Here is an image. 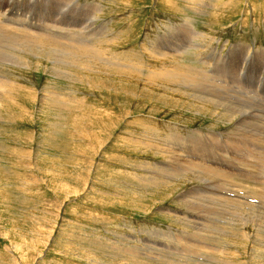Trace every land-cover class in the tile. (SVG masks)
<instances>
[{
	"label": "rangeland",
	"instance_id": "rangeland-1",
	"mask_svg": "<svg viewBox=\"0 0 264 264\" xmlns=\"http://www.w3.org/2000/svg\"><path fill=\"white\" fill-rule=\"evenodd\" d=\"M1 26L0 264H264V0H0Z\"/></svg>",
	"mask_w": 264,
	"mask_h": 264
},
{
	"label": "bare ground",
	"instance_id": "bare-ground-1",
	"mask_svg": "<svg viewBox=\"0 0 264 264\" xmlns=\"http://www.w3.org/2000/svg\"><path fill=\"white\" fill-rule=\"evenodd\" d=\"M85 6V5H84ZM93 7V6H92ZM57 8V7H56ZM92 14V13H91ZM53 19V18H52ZM79 19H81V18H79ZM86 19H88V18H86ZM17 20V19H16ZM50 20V19H49ZM54 21H56V20H54ZM85 21V20H84ZM19 22V21H18ZM50 22V21H49ZM79 22V21H78ZM77 23V22H76ZM86 23V22H85ZM90 23V22H89ZM51 24H53V23H51ZM54 25H56V24H54ZM80 25V24H79ZM50 26V25H49ZM59 26V25H58ZM75 26V25H74ZM84 26V25H83ZM86 26V25H85ZM102 26V25H101ZM76 27V26H75ZM89 27V26H88ZM91 27V26H90ZM17 28V27H16ZM21 28V27H20ZM36 29V28H35ZM65 29V28H64ZM63 29V30H64ZM81 29V28H80ZM84 29V28H83ZM91 29V28H90ZM94 29V28H93ZM11 30V29H10ZM95 30V29H94ZM103 30H105V29H103ZM27 32L29 31V30H26ZM37 31V30H36ZM65 31V30H64ZM72 31V30H71ZM76 31V30H75ZM99 31H100V29H99ZM10 31H8V28L6 27V26H1V28H0V33H1V35H0V41H14V39H13V36L9 33ZM15 32L16 33H21V32H23L24 33V31H20L19 29H15ZM66 32V31H65ZM82 32V31H81ZM81 32H79V33H81ZM86 32H88V31H86ZM91 32H93V31H91ZM103 32V31H102ZM101 32V33H102ZM38 33V32H37ZM78 33V32H77ZM96 33V32H95ZM101 33H99V34H101ZM26 34H28V35H30V33H26ZM26 34H24V35H26ZM39 34V33H38ZM83 34V33H82ZM103 35H104V33H102ZM23 35V34H22ZM40 35V34H39ZM44 35V34H43ZM103 35H101L102 37H103ZM33 36V35H32ZM40 36H42V34L40 35ZM84 36V35H83ZM86 36V35H85ZM101 36H100V39H101ZM39 37V36H38ZM71 37V36H70ZM79 37V36H78ZM78 37H77V39H78ZM81 37H82V35H81ZM86 37H89V36H86ZM21 38V37H20ZM31 38V37H30ZM42 38V37H41ZM44 38L45 39H48L47 41H46V43L49 41H53V42H57L53 37H50V36H48V35H44ZM17 39V38H16ZM35 39H37L36 37H35ZM43 39V38H42ZM75 39V38H74ZM100 39H98V41L100 42ZM103 39V38H102ZM38 40H40V39H38ZM37 40V41H38ZM94 40V39H93ZM24 41V40H23ZM74 41V40H73ZM104 41V40H103ZM48 42V43H49ZM75 42L76 41H74V44H75ZM96 41H94V42H92V43H95ZM102 42V41H101ZM25 43H28V42H24L23 44H25ZM43 43V42H42ZM41 43V44H42ZM62 43V42H61ZM64 43V42H63ZM66 43V42H65ZM65 43H64V45H65ZM69 43V42H68ZM72 43V42H71ZM79 43V42H78ZM97 43V42H96ZM22 44V43H21ZM22 44V45H23ZM52 44V43H51ZM76 44H77V42H76ZM98 44H100V43H98ZM98 44H97V47H98ZM26 45V44H25ZM33 45L34 46H38L39 45V42H34L33 43ZM32 45V46H33ZM54 46V48L55 47H58V44L57 43H55V44H53ZM90 45V44H89ZM14 46V45H13ZM33 46V47H34ZM41 46V45H40ZM49 46V45H48ZM52 46V45H51ZM59 46H61V45H59ZM96 46V45H95ZM100 46H103V45H100ZM107 46V45H106ZM181 46V45H180ZM24 47V46H23ZM28 47V46H27ZM105 47V46H104ZM26 48V47H25ZM51 48V47H50ZM49 48V49H50ZM65 48V47H64ZM60 49V53L65 57V59L64 60H60V59H56L55 60V58H53L54 59V64L56 65L55 66V69H53V70H55L56 72H55V74L57 75V76H65V77H67V75H70V74H68L66 71H65V69L64 70H62L61 68L63 67V66H65V67H68L69 66V64L71 63L72 65H76V66H81V65H77V63L79 62V61H87V57H89L90 55V52L91 53H93L95 50H93V47H92V49H90V46L88 47V46H83V45H81V44H77V46H73L72 44H67V50L66 49ZM99 48V47H98ZM45 49H46V47H45ZM45 49H43V50H45ZM100 49V48H99ZM102 49V48H101ZM23 50V49H22ZM41 50V49H40ZM39 50V51H40ZM52 50V49H51ZM56 50V49H55ZM103 50H105V49H103ZM162 50V49H161ZM26 51V50H25ZM28 51V50H27ZM36 51V50H35ZM39 51H37V52H39ZM57 51V50H56ZM155 51V50H154ZM23 52H24V50H23ZM44 52V51H43ZM51 52V51H50ZM58 52V51H57ZM28 53H30V52H28ZM33 53V52H32ZM36 53V52H35ZM45 53H46V51H45ZM49 53V52H48ZM52 53V52H51ZM54 53V52H53ZM97 53V52H96ZM95 53V54H96ZM55 54V53H54ZM88 54V55H87ZM105 54V53H104ZM157 54V53H156ZM180 54H182V53H180ZM46 55H48V54H46ZM61 55V56H62ZM106 55V54H105ZM3 56V55H2ZM1 56V57H2ZM6 56H7V54H6ZM14 56V55H13ZM12 56V57H13ZM20 56V55H19ZM96 56V55H95ZM94 56V59H97L98 60V58H96ZM107 56V55H106ZM105 56V57H106ZM110 56V55H109ZM169 56V55H168ZM167 56V57H168ZM52 57V56H51ZM51 57H50V59H51ZM68 57L70 58V59H72V60H70V59H68ZM101 57H103V55L102 56H100L99 58H101ZM4 58H6V57H4ZM8 58V57H7ZM6 58V59H7ZM44 58V57H43ZM46 58V57H45ZM48 59V58H47ZM49 59V60H50ZM52 59V60H53ZM110 59V58H109ZM20 60H21V58H20ZM89 60H91V59H89ZM104 60H108V59H105L104 58ZM22 61V60H21ZM98 61H101V62H99L100 64L102 63V59H99ZM39 62V61H38ZM70 62V63H69ZM110 62V61H109ZM115 62V61H114ZM23 63V62H22ZM53 63V62H52ZM105 62H103L102 64H104ZM110 63H112V62H110ZM58 64V65H57ZM62 64V65H61ZM113 65H115L114 63H113ZM20 66V65H19ZM58 66H60L61 68L59 69V67ZM112 66V65H111ZM117 66V65H116ZM123 66V65H122ZM36 67H38V66H36ZM89 67V66H88ZM102 67V66H101ZM118 67V66H117ZM24 68V67H23ZM28 68V67H27ZM64 68V67H63ZM109 68V67H108ZM113 68V67H112ZM122 68V67H121ZM52 70V69H51ZM92 70V69H91ZM99 70V69H98ZM196 70V69H195ZM120 71V70H119ZM1 74H2V72H1ZM4 75V74H3ZM64 77V78H65ZM172 78V79H174V81L175 80H177V81H180V79H178V78H176V77H173V74H170V75H168V77H167V79L168 78ZM63 78V77H62ZM68 78V77H67ZM187 78V77H186ZM185 78V79H186ZM172 79H169L170 80V82H171V80ZM185 79H181V81L182 80H185ZM214 79V78H213ZM180 81V82H181ZM188 81H192L191 79L189 80L188 78H187V82ZM173 82V81H172ZM192 82H194V81H192ZM196 83V82H195ZM1 84V83H0ZM184 84H186V83H184ZM183 84V85H184ZM187 85V84H186ZM189 85V84H188ZM191 85V84H190ZM192 86H194V87H196V84L194 85V84H192L191 85V87ZM199 87V86H198ZM203 87V86H202ZM197 88V87H196ZM200 88V87H199ZM198 89V88H197ZM240 93V92H239ZM197 96V95H196ZM199 97V96H198ZM201 98V97H200ZM203 98V97H202ZM231 108V107H230ZM242 109H244V108H242ZM253 110V109H252ZM240 111V110H239ZM262 116V115H261ZM226 118V117H225ZM231 118V117H230ZM252 118V117H251ZM260 118V117H259ZM243 125V124H242ZM258 125V124H257ZM260 126V125H259ZM262 131V130H261ZM248 133H250V132H248ZM253 133H255V132H253ZM259 138V137H258ZM175 139V138H174ZM173 139V140H174ZM176 141V140H175ZM178 141V140H177ZM182 141H184V140H182ZM174 142V141H173ZM259 142V141H258ZM176 143V142H175ZM260 143V142H259ZM262 143H264V142H262ZM172 144V143H171ZM179 144V143H178ZM174 146V145H173ZM263 146V145H262ZM166 147V146H165ZM168 148V147H167ZM172 151V150H171ZM193 152V151H192ZM263 153V152H262ZM220 155V154H219ZM229 156H230V154H229ZM263 156V158H264V155H262ZM173 157V156H172ZM224 157V156H223ZM171 158V157H170ZM249 158V157H248ZM228 159V158H227ZM226 159V160H227ZM257 159V158H256ZM171 160V159H170ZM224 160V159H223ZM249 160V159H248ZM262 160V159H261ZM193 161V160H192ZM190 162V160L189 161H187V163H189ZM194 162V161H193ZM208 162V161H207ZM248 162V161H247ZM162 163V162H161ZM196 163V162H195ZM195 163H193V164H195ZM222 163V162H221ZM223 163H224V161H223ZM163 164V163H162ZM183 165H184V163H183ZM190 165V164H189ZM188 164H187V167L190 169L191 168V166H189ZM199 165H201L200 163H199ZM244 165V164H243ZM246 165V164H245ZM196 166V165H195ZM252 166V165H251ZM193 168H194V166H192V170H193ZM196 168V167H195ZM194 168V169H195ZM207 168V167H206ZM209 169H210V167H208ZM208 168H207V170H208ZM212 168V167H211ZM222 168V167H221ZM225 168V167H224ZM159 169V168H158ZM180 169V168H179ZM198 168H196V170H197ZM215 169V168H214ZM213 169V170H214ZM248 169V168H247ZM180 170H182L183 171V169H180ZM194 171V170H193ZM210 171H212L211 169H210ZM227 171V170H226ZM250 171V170H249ZM214 172V171H213ZM219 172H220V170H219ZM170 173V172H169ZM216 173H218V172H216ZM196 175V174H195ZM233 176V175H232ZM264 176V175H263ZM204 178V177H203ZM203 178H200V179H203ZM262 178V177H261ZM197 179V178H196ZM191 180V179H190ZM252 181V180H251ZM226 183V182H225ZM240 186V185H239ZM231 187V186H230ZM242 188V187H241ZM254 188V187H253ZM223 191V190H222ZM232 191H234V190H232ZM187 192V191H186ZM192 194V193H191ZM194 194H195V192H194ZM185 195V194H184ZM192 196V195H191ZM190 196V197H191ZM221 197V196H220ZM203 199V198H202ZM236 199V198H235ZM249 199V198H248ZM260 199V198H259ZM233 200V199H232ZM239 201H241V200H239ZM244 202V201H243ZM224 203H226L225 201H224ZM246 203V202H245ZM244 203V204H245ZM249 203V202H248ZM203 204V203H202ZM229 204H232V206H234V207H236V208H241V206L239 205V202H235V201H233V202H231V201H229V203L227 204V205H229ZM198 205V204H197ZM223 205V204H222ZM231 205H229V207H230ZM246 207V206H245ZM254 207V206H253ZM222 208H224V206L222 207ZM221 208V209H222ZM226 208V207H225ZM243 208V207H242ZM220 209V210H221ZM244 209V208H243ZM242 209V210H243ZM257 209V208H256ZM225 210V209H224ZM224 210H222V211H224ZM232 210H234L233 208H232ZM219 211V210H218ZM231 211V210H230ZM248 211H250V210H248ZM221 212V211H220ZM219 212V213H220ZM233 212V211H232ZM235 212H236V210H235ZM258 212V211H257ZM230 213V212H229ZM240 212H238V214H239ZM234 214V213H233ZM237 213H236V215H238ZM255 214V213H254ZM187 215V214H186ZM193 215H196L197 216V214H195V213H193ZM259 215V214H258ZM263 215V214H262ZM190 216H192V215H190ZM218 216V215H217ZM227 216V215H226ZM248 217V215L247 214H242L241 215V218L242 219H246ZM256 217V216H255ZM193 218V217H192ZM237 218V217H236ZM250 218V217H249ZM194 219V221H197V220H195V219H197V218H193ZM251 219V218H250ZM249 221V220H248ZM250 222V221H249ZM254 222H256V220H254ZM253 223V222H252ZM245 224V223H244ZM207 227V226H206ZM250 227V226H249ZM248 230H249V228H248ZM247 230V231H248ZM226 231V230H225ZM250 233V232H249ZM224 234V233H223ZM243 234V233H242ZM195 235V234H194ZM246 235V234H245ZM244 239V238H243ZM170 241V240H169ZM248 241V240H247ZM183 242V241H182ZM186 248V247H185ZM189 250V249H188ZM183 253V252H182ZM140 264V263H139Z\"/></svg>",
	"mask_w": 264,
	"mask_h": 264
}]
</instances>
